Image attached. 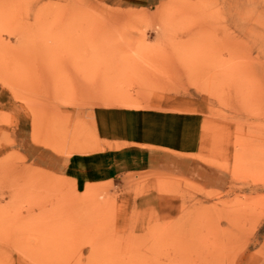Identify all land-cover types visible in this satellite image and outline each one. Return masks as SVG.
I'll return each instance as SVG.
<instances>
[{"label":"rangeland","instance_id":"obj_1","mask_svg":"<svg viewBox=\"0 0 264 264\" xmlns=\"http://www.w3.org/2000/svg\"><path fill=\"white\" fill-rule=\"evenodd\" d=\"M0 264H264V0H0Z\"/></svg>","mask_w":264,"mask_h":264},{"label":"crops","instance_id":"obj_2","mask_svg":"<svg viewBox=\"0 0 264 264\" xmlns=\"http://www.w3.org/2000/svg\"><path fill=\"white\" fill-rule=\"evenodd\" d=\"M158 114L137 113L127 110L101 109L97 117L99 130L108 143L117 145L133 144L132 164L137 171L155 169L162 164L168 152L179 151L178 120L171 117L170 122L161 124ZM184 143H181L183 145Z\"/></svg>","mask_w":264,"mask_h":264},{"label":"bare ground","instance_id":"obj_3","mask_svg":"<svg viewBox=\"0 0 264 264\" xmlns=\"http://www.w3.org/2000/svg\"><path fill=\"white\" fill-rule=\"evenodd\" d=\"M229 53V52H228ZM59 152V151H58Z\"/></svg>","mask_w":264,"mask_h":264}]
</instances>
